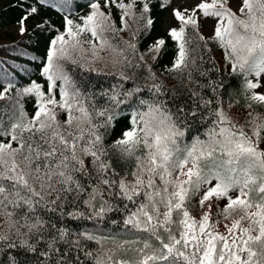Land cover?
<instances>
[{"label": "snow or ice", "instance_id": "1", "mask_svg": "<svg viewBox=\"0 0 264 264\" xmlns=\"http://www.w3.org/2000/svg\"><path fill=\"white\" fill-rule=\"evenodd\" d=\"M137 2L103 0L104 8L109 9L106 12L101 0H89L91 11L79 22L65 15L64 31L56 30L40 69L43 82L31 80L16 93L35 98L34 114L30 116L17 103L7 127L0 119V214L8 223L7 232L0 234V246L36 253L43 241L45 249L39 253L45 258L43 264H264V118L260 113L248 114L249 135L228 117L219 100L212 108L214 100L201 96L186 111L174 102L175 95L165 98L163 85L155 82L150 68L149 78L154 82L147 88L149 98L144 96V86L135 81L125 87L132 80L125 69L140 67L133 59L143 61L144 57H137L136 43L121 40L114 44L113 38L119 31L131 30L129 16L137 24L143 22L145 29L153 24L148 15L150 0H139L138 17L133 11ZM228 2L202 0L190 13L188 9L173 10L179 25L168 35L177 42L178 50L169 71H186L194 84L198 82L192 69L200 76L208 75L196 67V59L190 56L194 49L188 47L192 41L185 35L191 26L210 51L208 41L198 33L197 12H202L204 18L216 20L211 40L223 49L231 72L242 76L246 106L264 107V0H241L239 11L244 18ZM113 6L119 11L120 28L112 17ZM36 14L38 8L30 6L22 16L21 35L27 32L25 21ZM36 27L45 29L42 23ZM84 33L90 37L83 38ZM132 36L135 39L136 32ZM164 45L165 40L158 39L149 51L159 53ZM104 50L115 53L111 63L119 66L118 82L99 93L85 92L68 66L91 65L103 59L100 53ZM88 51L92 60H85ZM199 59L202 65L203 55ZM20 71L27 74L25 68ZM0 86L3 99L15 84L5 75L0 77ZM222 86L213 80L200 85L213 94ZM97 95L105 101L99 107ZM192 96L199 93L192 90ZM125 112L129 127L112 147L122 160L133 162L131 181L127 180L129 173L121 175L106 159L104 144L114 121ZM194 125L199 126L195 132ZM198 194L201 210L208 202V211H202L199 220L185 207ZM213 198L225 201L223 208L217 204L218 217L227 220L242 213L231 226L226 225L228 235L214 230L219 219L210 222ZM66 206L73 210L65 212ZM81 206L84 211L78 210ZM46 213L54 214L55 221L45 219ZM109 213L123 214L120 223L130 237L117 243V252L105 248V241L111 238L87 229L73 231L63 223L65 218L102 220ZM82 241H94L96 250H87ZM5 258L7 264H24L11 252Z\"/></svg>", "mask_w": 264, "mask_h": 264}, {"label": "trees", "instance_id": "2", "mask_svg": "<svg viewBox=\"0 0 264 264\" xmlns=\"http://www.w3.org/2000/svg\"><path fill=\"white\" fill-rule=\"evenodd\" d=\"M70 4V7H63L65 3ZM124 3H130L131 0H123ZM89 0H5L0 3V29L9 23H13L21 20L22 16L27 14L29 7H37L38 14L29 16L25 21L27 28L26 34L19 35L14 32H0V77L7 75V80L12 81L15 87L6 94L5 98L0 99V119L4 121L5 127L11 122L10 118H14L13 106L17 103L23 105L24 110L31 116L35 112V98L32 96H17V90L24 86H27L31 80H37V82H43L40 76V69L43 63L46 61V55L49 47L50 40L57 34L56 30L64 31V16L69 15V18L76 22H79L81 16L87 15L91 9L88 6ZM174 0H150L151 11L148 15L153 20L151 27L144 28L143 22L137 24L133 22V18L129 16L127 19L130 24V31H119L113 38L114 44H120L121 40L130 41L136 43L137 57L142 55L143 61L133 59V63H139L141 66L138 68L128 67L125 69L126 75L130 76L132 80L125 82V87L132 85V81L144 86L145 98H149L151 93L147 92V88L153 84V80L149 78L148 69L155 73L156 81L163 85V91L166 93V97L175 95V103L181 104L187 111L194 106V101L199 103V97L204 99H213L214 103L210 107H216L215 101L222 102L224 111L228 114V117L237 125L243 126L245 131L251 135V126L247 123L251 117L249 113H260L264 118V107L253 105L252 108L246 106V101L242 95L243 78L240 75L233 74L231 72V65L224 59L225 53L222 48L214 44L211 37L214 34H208L204 27L202 12L197 14L199 18L200 28L198 30L199 35L205 37L208 41L207 49L203 42L198 40L197 35L191 26L186 29V38H190L192 43L188 45L190 50V56L196 59V67H202L208 71L207 76H200L195 69L193 71V79L198 83H191L187 79V72L184 73L169 71L173 66V62L177 54V42L173 41L168 33H160L161 20L164 14L170 10L173 6ZM163 5V6H161ZM101 6L104 11H109L108 8H104L103 0H101ZM142 4L135 5L133 11L136 16L140 15ZM112 17L115 20L116 27H121V20L119 11L113 6L111 8ZM238 15V14H237ZM244 18V17H243ZM42 23L45 29L37 28L36 25ZM179 25V22H178ZM139 29V31H137ZM132 32H136V37L133 39ZM90 37L89 33H84L83 38ZM67 39V37H66ZM158 39H164L165 45L160 49L159 53L150 52V46L154 45ZM99 43L98 41L96 42ZM87 47V45H85ZM103 57L102 60H95L91 65L85 63L84 67L68 66V71L74 77L77 84L85 91L91 93H99L102 90L109 89V86L118 82L119 66H113L111 63L112 57L115 53L110 50H104L100 53ZM203 55L204 63L201 65L199 56ZM32 57L36 59L33 60ZM85 60H92L91 52L88 51L84 54ZM155 57V59H153ZM79 59V57H77ZM130 59H132L130 57ZM214 62V65H213ZM94 68L96 71H88L87 68ZM21 68L27 69V74L20 71ZM191 68V65H190ZM215 69H218L216 71ZM99 73V74H98ZM112 73H116L115 76ZM250 78V77H249ZM209 80L216 81L217 84L223 86L218 88L217 94H213L209 88H201L200 85L207 84ZM192 90L199 93L198 97L192 96ZM2 91V86H0ZM59 99V97H57ZM97 106L104 104V99L97 95ZM198 111H206L202 108H198ZM60 119H63L61 114ZM257 123H260L257 120ZM115 127L109 130L108 135L105 137V148L108 151L106 159L112 161L113 167L121 175L125 172L129 173L127 180L131 181L132 164L133 162L128 160H122L118 151L112 147V144L118 140L122 132L129 127V114L118 116L114 121ZM198 125H194L192 131L195 132ZM203 129L201 128V131ZM264 135V132H262ZM15 147V144L13 145ZM264 147V145H262ZM183 179V177L181 178ZM157 183L160 181L157 179ZM217 204L220 208L224 207L221 201L217 202L215 198L211 201V221L215 223L218 219L219 223L215 224V231L219 233L218 228L221 225L228 223L233 219H238L242 214L237 212L233 217L225 220L217 215ZM190 211V214L197 220L201 218L202 211H208V202L205 203L203 210L199 205V200L196 196L192 197L191 203L185 205ZM73 210L72 206H66L65 212ZM80 211L85 209L81 206ZM255 211V209H252ZM39 214V213H38ZM122 213H109L104 219H92V220H71L65 218L64 224L69 226L73 231H83L87 229L90 232H94L98 236L109 237L111 239L105 241V248L111 249L117 252V243L125 239H129V234L122 228L120 221L122 220ZM45 219L51 218L55 221V215L52 213L44 214ZM116 220L117 223H112ZM248 225L245 223L243 226ZM248 227V226H246ZM8 229V223L6 217L0 214V234H5ZM221 234V233H220ZM21 237L20 239H22ZM76 237H73L75 239ZM13 241L19 243V239L13 236ZM115 241V242H113ZM87 250L95 251L97 245L94 241H82ZM57 247L64 248L65 245L58 244ZM45 246L43 241L37 245V252H25L23 249H7L6 246H0V264H7L6 253L11 252L13 255H17L18 259L24 264H43L44 257H41L39 253L44 251ZM123 255V253H118ZM81 259H84L81 254ZM85 264H89L85 261Z\"/></svg>", "mask_w": 264, "mask_h": 264}, {"label": "rangeland", "instance_id": "3", "mask_svg": "<svg viewBox=\"0 0 264 264\" xmlns=\"http://www.w3.org/2000/svg\"><path fill=\"white\" fill-rule=\"evenodd\" d=\"M5 0H0L1 2H4ZM200 2H202V0H174L173 6L170 10H168L162 20H161V25H160V33L159 35H162L163 33H168V31L172 28V27H178V21H176L173 17V10L174 9H180L182 12L184 11V9H188L189 13L191 12V10ZM207 2H211V0H207ZM240 5H241V0H229L228 2V6L231 8V10L233 12H235L236 14H238V16H240L241 18H243V16L241 15L239 9H240ZM201 12H197V14H200ZM203 21H204V27L205 30L208 34H214V27L216 25V20L215 19H211V18H204L203 17ZM27 24V23H26ZM19 30L20 29V25L19 24H9L6 25V28H3V30ZM26 34V33H25ZM19 35L20 32H19ZM251 79V77H250ZM259 91V90H258ZM197 199L200 200V195H196ZM222 204L225 205V201L221 200ZM233 220L229 221L228 223L219 226L218 231L219 233L223 234V235H228V231H227V226H231ZM248 225H245V227Z\"/></svg>", "mask_w": 264, "mask_h": 264}, {"label": "built area", "instance_id": "4", "mask_svg": "<svg viewBox=\"0 0 264 264\" xmlns=\"http://www.w3.org/2000/svg\"><path fill=\"white\" fill-rule=\"evenodd\" d=\"M13 24H15V25H16V24H19V23H13ZM5 28H6V26H5ZM12 30H14V29H12Z\"/></svg>", "mask_w": 264, "mask_h": 264}]
</instances>
